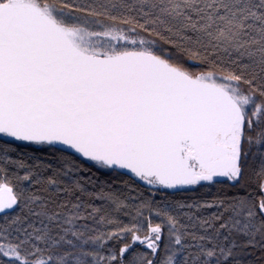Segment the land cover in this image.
Masks as SVG:
<instances>
[{"label":"snow or ice","instance_id":"1","mask_svg":"<svg viewBox=\"0 0 264 264\" xmlns=\"http://www.w3.org/2000/svg\"><path fill=\"white\" fill-rule=\"evenodd\" d=\"M0 264H264V0H0Z\"/></svg>","mask_w":264,"mask_h":264},{"label":"trees","instance_id":"2","mask_svg":"<svg viewBox=\"0 0 264 264\" xmlns=\"http://www.w3.org/2000/svg\"><path fill=\"white\" fill-rule=\"evenodd\" d=\"M216 187L217 186H212L210 189L209 188L202 189V188L196 187V188H193L192 190H190L189 192L184 193V195L196 196L199 194L206 193V196H204L203 198L211 199L212 194L216 191ZM208 211H214V209H210ZM154 222H156V221H154ZM146 228H147V224L145 223V229Z\"/></svg>","mask_w":264,"mask_h":264}]
</instances>
